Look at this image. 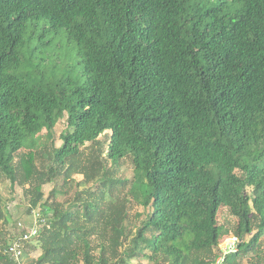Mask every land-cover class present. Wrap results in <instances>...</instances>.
I'll list each match as a JSON object with an SVG mask.
<instances>
[{
  "label": "trees",
  "instance_id": "16d2710c",
  "mask_svg": "<svg viewBox=\"0 0 264 264\" xmlns=\"http://www.w3.org/2000/svg\"><path fill=\"white\" fill-rule=\"evenodd\" d=\"M106 132L131 179L80 150ZM34 174L40 255L4 252L0 196V264H215L231 235L223 264H263L264 0H0V182ZM74 174L97 184L42 200ZM131 198L146 212L133 232Z\"/></svg>",
  "mask_w": 264,
  "mask_h": 264
},
{
  "label": "rangeland",
  "instance_id": "374dc122",
  "mask_svg": "<svg viewBox=\"0 0 264 264\" xmlns=\"http://www.w3.org/2000/svg\"><path fill=\"white\" fill-rule=\"evenodd\" d=\"M67 130V122L66 116L60 119L53 128L51 132V136L47 137L46 130H42L40 133V141L43 144H46L47 148L51 149L52 147H59L62 143L61 135ZM109 140V132L102 134L99 137V143L90 144L86 143L85 146L81 147L80 150L84 155L89 154L90 156L93 154H97L99 160H101L103 167L108 171V175L112 178L118 179H131L133 176L134 166L129 157L122 158L118 164H112V162L106 159L107 153V145ZM92 149H95L94 152ZM41 160H38V163ZM46 160L45 162H47ZM40 169L47 171V168L38 164ZM61 177H57L53 182L45 183L41 186L42 191V200L47 203H51V201H64L70 200L75 197V195L82 197L84 196L85 191L90 189L97 184V182L86 183L84 181L83 174H74L71 179L67 182V185L62 187L63 193H60L59 189L61 188L63 182L60 180ZM37 175L34 174L32 178L24 185L14 184L11 185L8 180H5L2 177L0 182V196L2 198L4 204V211L8 216V220L4 222L2 225L3 232L5 233L4 238L6 241H9L13 237H17L20 235L22 229L21 226L23 224L24 227L30 226L34 217L36 216V212H39V207L34 208L29 211V203H30V188L39 184ZM53 189H56L57 195H51ZM55 197V200L53 198ZM146 212H144L143 207L137 203L134 199L131 198V201L128 203V227H130V231L133 232L138 225H140L141 221L144 219ZM218 221L222 224L223 228L231 227L234 223V218L228 213L226 209H222L219 213ZM20 223L21 225H18ZM26 254H28V261L30 259L37 258L40 255V247L37 242H29L25 244ZM27 260V259H26ZM138 262H142V264H150L149 261L145 258H133L128 264H137ZM264 264V261H263Z\"/></svg>",
  "mask_w": 264,
  "mask_h": 264
},
{
  "label": "built area",
  "instance_id": "2783aa9c",
  "mask_svg": "<svg viewBox=\"0 0 264 264\" xmlns=\"http://www.w3.org/2000/svg\"><path fill=\"white\" fill-rule=\"evenodd\" d=\"M41 222L42 219H40V214L39 212H36L33 223L28 227H24L22 224V231L20 235L17 237H13L10 240V242L4 249V252L6 254H9L14 260L20 261L25 251V244L31 242V240L37 236L39 225ZM18 225L21 224L18 223ZM238 242L239 239L234 235L224 238L218 245L220 253L215 261V264H223L224 255L228 252L236 251Z\"/></svg>",
  "mask_w": 264,
  "mask_h": 264
}]
</instances>
